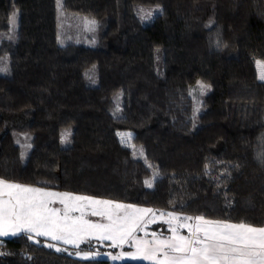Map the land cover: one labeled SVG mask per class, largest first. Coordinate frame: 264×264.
<instances>
[{
  "label": "trees",
  "instance_id": "obj_1",
  "mask_svg": "<svg viewBox=\"0 0 264 264\" xmlns=\"http://www.w3.org/2000/svg\"><path fill=\"white\" fill-rule=\"evenodd\" d=\"M140 5L158 10L144 21ZM69 14L98 41L63 31ZM244 49L264 62V0H0V179L263 227L264 81ZM96 241L22 232L0 264H150L74 255Z\"/></svg>",
  "mask_w": 264,
  "mask_h": 264
},
{
  "label": "snow or ice",
  "instance_id": "obj_2",
  "mask_svg": "<svg viewBox=\"0 0 264 264\" xmlns=\"http://www.w3.org/2000/svg\"><path fill=\"white\" fill-rule=\"evenodd\" d=\"M87 24L94 30L95 21ZM256 64L259 79L264 81V62ZM207 88L198 82L201 93ZM128 140L130 136H122V142ZM146 184L149 188L153 186L152 181ZM56 203L62 208L52 206ZM88 209L91 216L106 222L87 219ZM162 218L171 235L165 237L163 233L153 232L151 239H147V226ZM182 229L187 230V235L181 233ZM21 232L28 233L30 239L34 233L77 248L85 236L112 241L113 246L130 243L135 251L122 255L150 264H264V227L175 212L157 213L150 208L47 191L0 179V237ZM138 232H144L145 237H138Z\"/></svg>",
  "mask_w": 264,
  "mask_h": 264
},
{
  "label": "rangeland",
  "instance_id": "obj_3",
  "mask_svg": "<svg viewBox=\"0 0 264 264\" xmlns=\"http://www.w3.org/2000/svg\"><path fill=\"white\" fill-rule=\"evenodd\" d=\"M158 10V7L155 8H146L144 6H138L137 7V11L140 14V17L144 20H150L154 14L155 11ZM88 21H95V27L94 30H90L89 26L87 24ZM18 25V18L16 13H13L12 16V31H11V38L14 37V35L16 34V28ZM97 21L90 17V16H84V15H79V14H69L66 17V20H64L62 22V30L63 31H69L71 30L74 34L75 37L85 43L88 44H94L98 41L99 38V33L97 30ZM243 59L245 60V62L247 63H251V64H256L257 61L263 62L262 60H260L257 56H255L254 54H252L250 51L244 49L243 50ZM171 58H169L168 60V71H169V81L172 82L173 80V76H172V69H171ZM9 66H10V61L9 58L7 57H0V72L2 73H7L9 71ZM193 94H194V98H195V108L196 110L198 109V105L200 103L201 100V92L198 89V86L194 87L193 89ZM28 135H23L22 137H20L18 140L20 142V144L23 147V156H24V160L25 162L28 160L29 158V153H30V143L28 140ZM7 181V180H6ZM153 182V179L150 180ZM11 182V181H8ZM14 183V182H11ZM24 186H31V187H38V186H34V185H30V184H21ZM42 188V187H39ZM47 191H53V192H58V193H70L73 195H80V196H87V195H82V194H76V193H72V192H66V191H61V190H56V189H51V188H43ZM88 197H92V196H88ZM96 199H102V200H110V201H114V202H118V203H123V204H129V203H125V202H120V201H115V200H111V199H104V198H98V197H93ZM130 205H134V204H130ZM53 207H58V208H62V205H60L59 203L53 204ZM137 206V205H135ZM137 207H142V206H137ZM142 208H149V207H142ZM151 209V208H150ZM90 209L86 210V218L93 221V222H106V221H101L99 217H94L90 215ZM157 212V211H156ZM158 213V212H157ZM73 215H79V213H73ZM163 219V218H162ZM162 219L159 220L157 223L162 222ZM153 224H150L147 226L146 231L148 233L147 239H151V233L156 232V233H163L164 232V227L163 224L159 225L157 229L152 228ZM33 240L39 241L40 236H36L34 233L31 234ZM165 237L170 236L171 233L169 232L168 235L163 234ZM184 235H187L184 234ZM11 236V234L9 235ZM13 236V235H12ZM138 237L144 238L145 237V233L144 232H138L137 233ZM45 237V236H42ZM48 238V237H47ZM88 240H97L96 242H100L104 245L105 248L101 249V248H94L88 251H84V252H76L74 255L84 258L85 256L88 257H96V258H107V259H111L113 256H119L121 258H125V261H143V262H148V261H144V260H132L130 258H126L124 255L125 253L128 252H134L135 248L130 244V243H126L123 244L121 246H113L112 241H105V240H99L95 237H89V236H85L83 237V239L80 241L79 245L88 241ZM63 243V242H62ZM52 245H54L55 248H59L61 249V245L57 242L52 243ZM66 245H70V244H66ZM70 246H74V245H70ZM150 263V262H148Z\"/></svg>",
  "mask_w": 264,
  "mask_h": 264
},
{
  "label": "crops",
  "instance_id": "obj_4",
  "mask_svg": "<svg viewBox=\"0 0 264 264\" xmlns=\"http://www.w3.org/2000/svg\"><path fill=\"white\" fill-rule=\"evenodd\" d=\"M15 183V182H14ZM16 184H20V183H16ZM21 185V184H20ZM233 223V222H232ZM249 225V224H248ZM264 227V226H263ZM183 230V231H182ZM181 230V233L182 234H186L187 233V230L186 229H182ZM22 233V232H21ZM18 234H20V233H18ZM9 236V235H8ZM8 236H4V237H8ZM12 236V235H11ZM4 237H0V239L1 238H4ZM47 238V237H46ZM112 262H116V263H120V262H124L125 261V258H119V259H116V260H113L112 258L110 259Z\"/></svg>",
  "mask_w": 264,
  "mask_h": 264
}]
</instances>
